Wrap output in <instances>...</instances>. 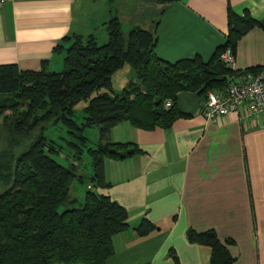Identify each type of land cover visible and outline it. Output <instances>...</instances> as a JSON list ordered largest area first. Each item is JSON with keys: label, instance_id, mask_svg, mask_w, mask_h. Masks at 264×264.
Masks as SVG:
<instances>
[{"label": "crops", "instance_id": "1", "mask_svg": "<svg viewBox=\"0 0 264 264\" xmlns=\"http://www.w3.org/2000/svg\"><path fill=\"white\" fill-rule=\"evenodd\" d=\"M227 7L257 22L236 41L235 69L264 66V0H3L0 64L59 70L63 53L53 45L71 34L104 39L112 15L123 31H149L158 58L205 62L224 43ZM200 101L197 90L176 93L182 115L168 128L110 129V141L135 143L140 153L102 162L109 186L97 192L126 210L127 224L103 264H209V248L188 240L189 229L229 239L232 264H264V115L255 124L233 114L205 121ZM141 219L151 225L144 234L134 228Z\"/></svg>", "mask_w": 264, "mask_h": 264}, {"label": "trees", "instance_id": "2", "mask_svg": "<svg viewBox=\"0 0 264 264\" xmlns=\"http://www.w3.org/2000/svg\"><path fill=\"white\" fill-rule=\"evenodd\" d=\"M255 25L245 10L238 15L227 7L224 43L207 61L194 56L167 62L154 54L149 31L136 26L123 31L112 15L104 23L102 44L89 33L65 35L53 45V52L63 53L59 70H46L44 62L36 71L0 64V264H103L113 251L111 237L127 224L126 210L97 192L109 186L102 162L140 153L135 143L110 141V129L120 122L145 130L168 128L182 115L175 107L176 93L197 90L202 100L206 91L222 90L230 71L219 53L225 47L234 50L240 36ZM124 65L133 70L134 80L111 93V75ZM93 91L77 124L74 105ZM50 121L60 122L76 139L67 142L76 158L85 142L83 128L97 126L98 140L94 148H86L89 182L96 192L87 187L82 198L70 196L71 183L81 179L73 164L63 166L52 157L58 150L41 132ZM36 128L38 133L22 144ZM134 228L144 234L151 225L141 219ZM186 235L209 248V264L233 263L229 239L219 240L211 229H189Z\"/></svg>", "mask_w": 264, "mask_h": 264}, {"label": "built area", "instance_id": "3", "mask_svg": "<svg viewBox=\"0 0 264 264\" xmlns=\"http://www.w3.org/2000/svg\"><path fill=\"white\" fill-rule=\"evenodd\" d=\"M219 60L230 71L228 83L222 90L205 92L200 102V114L210 122L233 114L242 123L249 119L251 124H255L257 118L264 115V68L253 72H235L233 52L228 47L219 53ZM169 105L166 101L165 106Z\"/></svg>", "mask_w": 264, "mask_h": 264}, {"label": "rangeland", "instance_id": "4", "mask_svg": "<svg viewBox=\"0 0 264 264\" xmlns=\"http://www.w3.org/2000/svg\"><path fill=\"white\" fill-rule=\"evenodd\" d=\"M101 1V0H98ZM112 1V0H111ZM118 2V1H117ZM116 1L113 2L110 5L115 8L117 3ZM109 5V6H110ZM105 33V32H104ZM94 36L96 38L97 44H102L105 42V38L101 39V33H94ZM134 80V72L133 70L128 67L127 65H124L120 69L116 70L111 75V86H112V92L111 93H118L120 92L122 87H125L129 84V81ZM105 89H100L98 91H103ZM106 91V90H105ZM95 94V91L91 92L87 99L78 101L73 108V118L77 124H80L82 121L81 117L83 115L82 108L86 104L87 100L92 97ZM8 111H5V114H8ZM1 118V117H0ZM42 134L46 137L47 140H52L54 147L58 150L52 157L61 165L63 166H69L74 165V170L77 176H80V181L75 178L74 181L71 183L70 187V196L75 198H82L84 191L86 188H91L93 191L96 192V188L92 186V184L89 182V176L92 173L91 166H90V158L89 155L86 152L87 147L94 148L97 140H98V129L97 126L92 125L89 127L83 128L82 135L85 137L84 145H81V152L79 153V158H76L74 156L73 151L75 148L71 145H69L67 142L70 141H76L73 136L67 132L66 128L58 123H52L46 122L42 124L41 129ZM38 133V128H36L34 131H32L31 135L26 138L25 141H23L22 144L26 145L30 140L31 137ZM20 146L16 152L20 151ZM2 187H0L1 189Z\"/></svg>", "mask_w": 264, "mask_h": 264}]
</instances>
